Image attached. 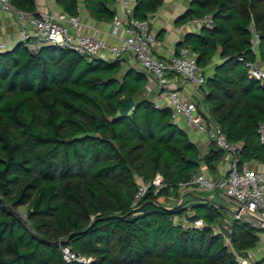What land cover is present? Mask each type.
I'll return each mask as SVG.
<instances>
[{
	"label": "trees",
	"instance_id": "16d2710c",
	"mask_svg": "<svg viewBox=\"0 0 264 264\" xmlns=\"http://www.w3.org/2000/svg\"><path fill=\"white\" fill-rule=\"evenodd\" d=\"M79 1L56 4L75 16ZM9 3L36 14L34 0ZM82 3L95 20L115 15V0ZM162 3L136 0L133 16L146 20ZM205 15L212 28L185 34L175 52L189 47L202 69L219 56L204 84L207 115L239 144L241 163L264 164L256 132L264 123V86L244 66L264 63V0H191L177 24ZM121 59L52 45L31 52L24 43L0 52V264H237L236 255L256 248L263 230L236 218L222 226L217 202H158L178 196L201 163L214 171L224 153L212 144L200 157L170 109L142 96L145 73L123 70ZM128 97L135 106L120 117ZM156 175L165 187L156 195L149 188L134 205L139 184ZM62 246L90 261L66 262Z\"/></svg>",
	"mask_w": 264,
	"mask_h": 264
},
{
	"label": "built area",
	"instance_id": "2783aa9c",
	"mask_svg": "<svg viewBox=\"0 0 264 264\" xmlns=\"http://www.w3.org/2000/svg\"><path fill=\"white\" fill-rule=\"evenodd\" d=\"M135 1L120 0V12L113 16L114 28L123 32V37L117 45L107 44L102 39L81 32L79 18L76 15L56 16L44 12L33 14L15 9L9 0H0V9L15 16L17 25L15 43H24L31 52L41 46L52 45L68 48L86 58L99 56L102 52L107 53L110 59L122 58L126 54L133 55L141 71L151 77L160 89L159 98L154 102L155 107L169 108L175 124L178 118L183 119L188 125L204 133L210 144L226 156L224 179L215 180L206 173L196 171L187 182L179 184L180 188L217 192L234 201L237 209L246 210L264 220V175L253 172L246 163L240 162L239 144L228 141L220 126L214 123L209 115L201 112L195 102L186 99L178 91L168 88V73H174L204 91L206 77L196 63L195 54L189 47L181 46L169 59L157 58L153 54L156 35L149 26V20L154 14H149L143 21L135 19L133 16ZM186 24L211 29L213 20L205 15L188 20ZM182 28L179 27V30ZM249 29L252 33L250 50L256 54L259 34L254 30L253 23L250 24ZM7 49L8 45L0 43V52ZM239 61L243 59L239 58ZM258 61L246 60L244 66L248 76L264 86V63L260 61V66H257ZM256 132L259 141L264 143V123L259 124ZM151 187L154 189V195L165 187L159 175H156L148 184H139L133 204L137 205ZM194 225L200 227L202 222L196 221ZM61 251L66 262L86 263L90 261L89 258L75 254L67 246H62ZM236 263L264 264V261L254 262L238 254Z\"/></svg>",
	"mask_w": 264,
	"mask_h": 264
},
{
	"label": "crops",
	"instance_id": "0c3cea01",
	"mask_svg": "<svg viewBox=\"0 0 264 264\" xmlns=\"http://www.w3.org/2000/svg\"><path fill=\"white\" fill-rule=\"evenodd\" d=\"M34 2L36 13H51L56 16L66 14L57 6L56 0H34ZM190 2L191 0H163L161 7L149 20L150 29L156 35V44L153 47V54L157 58L161 60L169 59L176 51V44L183 40L185 34L199 33L201 28L194 24H186V22L183 24H177V19L189 8ZM119 4L120 0H115V14L120 12ZM76 16L79 18L81 32L102 39L107 44L117 45L123 37V32L120 29L114 28L112 21L106 22L93 19L83 6L82 0L78 3V14ZM179 27L183 28L179 30ZM16 33L17 25L15 16L0 9V43L8 45V49H10L15 44ZM99 57L110 59L105 52H102ZM121 60L123 70L128 68L141 70L133 55L126 54ZM220 62L221 60L219 56H215L205 69L200 68L205 73V77L210 76L213 73L215 65ZM146 78L147 83L143 89L142 96L152 102H156L160 95V89L151 77L146 76ZM168 81L169 89L178 91L186 99L195 102L201 112L205 114L208 113L207 105L204 102L203 89L196 87L189 81L175 75L174 73H168ZM176 124L186 133L189 140L196 146L200 157L206 156L210 149L213 148L204 133L197 131L194 127L188 125L183 119L178 118ZM225 163L226 156L223 154L221 161L217 164L214 171H208L204 164L201 163L198 172L206 173L212 179L222 180L224 179L226 172ZM247 166L253 172L262 173L264 175L263 163L251 160L247 163ZM214 193L215 192L206 191L201 195H197V193L186 191L181 199L179 198V202H176V205H179L181 202L190 205L195 202L214 201L219 203L223 208L225 217L231 213L234 218L238 219L234 215V211L228 209L217 201L219 197L222 198V195L218 193L221 196H215ZM229 201L232 202L234 209L236 210V203L232 200ZM166 207L169 208L171 206ZM240 255L243 254L241 253ZM244 258L254 262H259L264 258V231L259 235V242L256 248L247 252V255L244 256Z\"/></svg>",
	"mask_w": 264,
	"mask_h": 264
},
{
	"label": "rangeland",
	"instance_id": "374dc122",
	"mask_svg": "<svg viewBox=\"0 0 264 264\" xmlns=\"http://www.w3.org/2000/svg\"><path fill=\"white\" fill-rule=\"evenodd\" d=\"M210 177V176H209ZM140 183V182H139ZM194 189V190H193ZM186 191H190V192H194L197 193V195H201L202 193H205L206 191H202V190H198L196 188H180L178 191V196L175 195V192H171L169 193L167 196H162L158 198V202H161L162 204L166 205V206H173L176 202H179V198L181 199V197L184 195V193ZM215 196H221L219 195L217 192L214 193ZM222 198H218L217 201H219L221 204H223L224 206H226L228 209L232 210L235 212L234 206L232 204L231 201L227 200L224 196H221ZM225 199H224V198ZM25 212L26 209L25 207H20L16 210V214L18 216H20L21 218L25 217ZM234 218L231 213L230 215H226V217H224V219L220 222L222 226H226L230 220Z\"/></svg>",
	"mask_w": 264,
	"mask_h": 264
},
{
	"label": "water",
	"instance_id": "95a60500",
	"mask_svg": "<svg viewBox=\"0 0 264 264\" xmlns=\"http://www.w3.org/2000/svg\"><path fill=\"white\" fill-rule=\"evenodd\" d=\"M260 61L257 62V66H260ZM135 101L132 97L126 98L121 105L119 110V116L125 117L127 116L134 108ZM234 215L237 216L239 219H243L252 225L258 227L259 229L264 231V220L246 210H240V208L236 209ZM244 256L247 255V252L242 253Z\"/></svg>",
	"mask_w": 264,
	"mask_h": 264
}]
</instances>
